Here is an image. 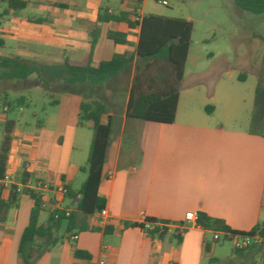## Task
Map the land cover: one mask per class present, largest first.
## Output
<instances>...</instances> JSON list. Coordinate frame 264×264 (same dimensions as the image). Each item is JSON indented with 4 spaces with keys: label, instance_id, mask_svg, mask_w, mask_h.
<instances>
[{
    "label": "crops",
    "instance_id": "0c3cea01",
    "mask_svg": "<svg viewBox=\"0 0 264 264\" xmlns=\"http://www.w3.org/2000/svg\"><path fill=\"white\" fill-rule=\"evenodd\" d=\"M141 5L139 0H33L16 12L4 1L0 39L5 45L0 56L95 65L116 55L136 54L140 24L146 17L140 15ZM106 10L111 15L128 14L138 26L103 23L99 16ZM110 31L127 34L129 44L109 40ZM93 33L99 39L92 52ZM189 58L190 53L187 66ZM187 66L173 124L128 118L129 97L123 112L111 111L113 140L99 191L107 202L108 216L88 217L89 228L84 232L68 234L64 223L59 234L63 241L38 264H210L211 260L233 264L235 255L225 262L212 257L209 238L212 235L215 240L216 233L187 223L186 215L206 213L238 233L264 228V110L255 117L252 102L242 112L243 100L240 103L239 95L231 94L239 86L232 85L236 77L229 68L226 74L218 66L206 73H189ZM239 79L248 82L243 74ZM259 86L254 89L258 96ZM35 89L46 91L47 99L39 103L31 89L29 97L22 96L25 101L16 105L20 98L12 100L10 95L15 91L4 92L0 84V150L10 124L6 174L12 186H23L25 173L33 186L51 184L50 190L39 193L43 197L40 224L44 225L56 212L78 213L79 199L67 198L61 189L77 192L87 179L80 173H87L82 171L88 164L82 153L90 139L82 131L87 124L93 129V124L78 125L82 94L53 95L43 87ZM6 101L19 107L20 118L9 117L14 105L8 107ZM26 107L33 108L31 116L25 114ZM103 123H109L108 116ZM10 196L11 189L5 190L3 199ZM33 208V200L23 192L7 221L0 222V264H24L19 246ZM149 218L169 222V235L152 238L146 230L125 225L139 223L152 229L154 225L146 223ZM178 230H185L181 243L174 238ZM76 235L79 238L74 241ZM76 250L90 259L77 258ZM242 258L246 264H264L257 257Z\"/></svg>",
    "mask_w": 264,
    "mask_h": 264
},
{
    "label": "trees",
    "instance_id": "16d2710c",
    "mask_svg": "<svg viewBox=\"0 0 264 264\" xmlns=\"http://www.w3.org/2000/svg\"><path fill=\"white\" fill-rule=\"evenodd\" d=\"M8 9L16 12L25 10L33 0H4ZM144 0H139V3ZM235 5L243 11L255 15L264 14V0H234ZM103 23L110 21L127 22L134 29L138 26L130 20L128 14L111 15L106 10L99 16ZM140 36L136 54L116 55L109 61H101L92 65L72 64L68 60L63 64L47 63L42 60H31L20 56H0V84L3 91L21 92L35 87H43L49 93L55 94H85L97 90L102 100L84 102L80 106L79 126L86 123L93 124L94 137L91 145L87 168L88 177L81 189L77 192L69 191L67 198L77 202L78 213L66 216L61 212L59 218L52 214L47 224H40V215L43 210V197L35 190L26 188L30 181L29 174L25 173L21 183L25 187L24 193L34 202L29 226L26 228L20 246L19 254L24 264H38L50 253L64 237L59 234L66 223L68 234L88 230L87 218L106 210L107 202L99 195L104 176V167L108 160V152L113 140V125L111 110L108 106L109 91L115 94L129 87V101L127 117L147 122L173 124L176 121L180 97V84L184 79L187 61L191 49L194 30L192 21L186 19L170 18L150 15L142 19ZM108 39L116 44L128 45V35L110 31ZM99 39L98 33L92 35V52ZM5 42L0 39V48ZM137 60V62H136ZM35 77V78H33ZM13 87L10 88V84ZM111 92V93H112ZM260 94V91L258 92ZM25 98L17 100L16 105L23 103ZM5 105L13 106L6 101ZM210 112V108H207ZM108 116L109 123L104 124L103 119ZM12 127L6 129V136L0 150V181L6 177L9 153L12 144ZM18 186L13 185L11 196L3 199L5 187H0V222L7 221L9 211L16 206L19 197ZM83 218L80 219L79 216ZM147 224L154 225L147 229L145 224L126 223L127 228H140L146 230L152 238L164 239L169 235V222H159L157 219H147ZM199 227L206 230L225 232L226 240L232 241L234 237L243 236L244 233L234 232L225 221L212 218L206 213H199L197 222ZM253 230L251 233H255ZM264 231V228L262 229ZM183 233L185 230L182 231ZM182 232L176 231L174 238L178 243L182 241ZM211 252V247H207ZM247 253V254H246ZM263 255L264 246L254 247L250 250H234L237 257H257ZM75 256L81 259H90V255L80 250ZM215 260H211L213 264Z\"/></svg>",
    "mask_w": 264,
    "mask_h": 264
},
{
    "label": "rangeland",
    "instance_id": "374dc122",
    "mask_svg": "<svg viewBox=\"0 0 264 264\" xmlns=\"http://www.w3.org/2000/svg\"><path fill=\"white\" fill-rule=\"evenodd\" d=\"M168 6H164L154 0H144L141 4L140 15L162 16L178 19L190 20L194 24L191 41L190 58L188 62L189 73H206L209 69L218 66L226 74L229 68L235 74L232 82L234 96L239 95V102L242 103V112L251 108V103L255 106V117L264 110V14L255 15L238 8L234 0H166ZM8 5V4H7ZM214 54L211 56V54ZM107 55V54H106ZM108 57V56H106ZM245 75L248 82H242L240 75ZM225 76V75H224ZM227 82V77H224ZM260 83L259 96L254 93L256 85ZM10 88L14 85L10 84ZM129 87L119 93H110L108 106L112 112H123L129 97ZM31 90V89H30ZM29 90L12 92L11 99L16 100L22 96L29 97ZM32 96L42 103L47 99L46 91L33 88ZM82 103L102 100L101 94L97 90L89 91L88 95L83 94ZM255 103V104H254ZM257 106V108H256ZM40 110V107L37 109ZM25 114H32L33 108H25ZM21 112L18 106L14 105L10 112L11 119H18ZM90 142L84 147L82 158L87 163L94 131L87 124L83 131ZM89 141V140H88ZM85 165V164H84ZM85 179L88 171L80 173ZM209 242L214 250L212 257L217 261L225 262L234 256V244L232 241L217 242L214 236H210ZM258 262H263V255H258ZM221 264V263H220ZM226 264V263H224ZM233 264H246L242 257H237Z\"/></svg>",
    "mask_w": 264,
    "mask_h": 264
},
{
    "label": "built area",
    "instance_id": "2783aa9c",
    "mask_svg": "<svg viewBox=\"0 0 264 264\" xmlns=\"http://www.w3.org/2000/svg\"><path fill=\"white\" fill-rule=\"evenodd\" d=\"M155 2L162 4L164 6H168L169 2L166 0H154ZM4 0H0V15H1V11H2V6H3ZM137 21H140V17L137 18ZM4 186L5 190L7 189H12V178L9 174H6V177L4 180L0 181V187ZM24 186H20L18 187V193L21 194L24 192ZM26 188L30 189V190H35L38 193H43L45 191L50 190L51 188V184L47 183V182H41L36 186H33L31 183H28ZM61 192L64 195L68 194V189L67 188H62ZM102 216L106 217L108 216V212L107 210L103 211ZM71 215V213L68 211L66 212V216L69 217ZM60 217V212H56L55 213V218H59ZM199 219V213L196 212H191L188 213L186 215V222L189 224H197ZM226 233L225 232H218L216 233V237H215V241L217 242H221V241H225V237H226ZM79 236L76 235L73 237V240L76 241L78 240ZM233 244H234V248L236 250H242V251H246V250H250L251 248L254 247H261L264 246V231L262 229H258L256 230L255 233H246L243 236H237L234 237L232 240ZM101 264H105L104 262H101Z\"/></svg>",
    "mask_w": 264,
    "mask_h": 264
}]
</instances>
